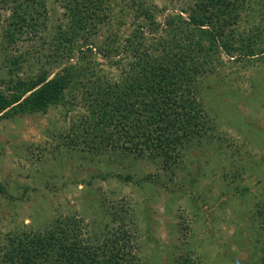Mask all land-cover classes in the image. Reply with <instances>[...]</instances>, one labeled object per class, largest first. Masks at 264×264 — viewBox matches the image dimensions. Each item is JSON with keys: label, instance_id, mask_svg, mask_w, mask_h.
<instances>
[{"label": "trees", "instance_id": "1", "mask_svg": "<svg viewBox=\"0 0 264 264\" xmlns=\"http://www.w3.org/2000/svg\"><path fill=\"white\" fill-rule=\"evenodd\" d=\"M56 1L60 18H52L49 0H0V118L45 112L82 84L90 97L88 113L68 129L71 147L82 142L89 150L150 155L165 169L177 166L185 144L214 133L202 97L207 95L205 78L223 62L221 52L231 60L264 61V0H192L186 17L182 11L167 13L162 25L153 4L128 0L137 20L120 51L110 48L117 55L110 62L129 59L115 77L104 76L94 70L91 51L108 59L111 53L91 37L110 16L108 0ZM248 6L254 9L243 36L234 23ZM39 32L46 34L36 55L14 52L23 35L40 37ZM63 57L67 62L61 64ZM113 208L99 205L95 218L78 211L59 213L42 228L11 229L0 246L2 262L148 264L139 253L138 228L128 208ZM255 216L260 256L251 262L264 264V198L255 203ZM172 264L204 263L185 253Z\"/></svg>", "mask_w": 264, "mask_h": 264}, {"label": "rangeland", "instance_id": "2", "mask_svg": "<svg viewBox=\"0 0 264 264\" xmlns=\"http://www.w3.org/2000/svg\"><path fill=\"white\" fill-rule=\"evenodd\" d=\"M49 1L52 18H60L59 2ZM147 1L160 25L167 13L182 11L186 17L192 2ZM107 2L110 16L91 38L111 59L95 48L91 58L96 72L115 77L129 57L111 63L117 55L110 48L120 51L137 17L128 0ZM253 9L248 6L234 23L243 36ZM38 34L23 35L14 52L42 50L46 33ZM220 56L223 62L205 78L202 97L214 133L185 144L171 168L150 155L89 150L82 142L71 147L68 129L88 113L90 97L82 84L45 112L0 118V246L11 229L42 228L59 213L95 218L99 205L117 206L128 208L148 264H172L185 253L204 264H252L251 257L259 255L254 239L261 238L255 203L264 198V61ZM1 256L0 250L3 264Z\"/></svg>", "mask_w": 264, "mask_h": 264}]
</instances>
